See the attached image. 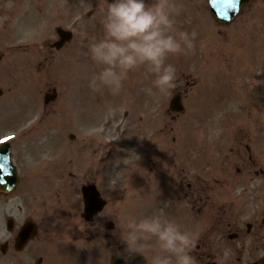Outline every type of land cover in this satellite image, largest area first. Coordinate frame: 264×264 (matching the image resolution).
I'll use <instances>...</instances> for the list:
<instances>
[{"label":"rangeland","instance_id":"1","mask_svg":"<svg viewBox=\"0 0 264 264\" xmlns=\"http://www.w3.org/2000/svg\"><path fill=\"white\" fill-rule=\"evenodd\" d=\"M101 2L95 17L82 21L77 40L67 50L43 61L40 73L7 75L0 71V89L3 91L0 97V143L17 136V149L26 139L33 150L34 145L44 144L46 147L43 145L40 153L44 157L49 155L52 159L49 165L56 166L50 171L49 182L41 185L37 181L31 187H19L20 193H28L27 214L31 209H37L40 215L33 219L38 220L41 229L49 232L47 246L39 245L48 260L46 264H66L69 257V264H103L104 257L108 259L111 240L123 242L117 219L152 215V207L156 205L145 197V187L131 182L130 176L128 184L125 180L124 170L131 169L132 157L125 160V167L116 159L105 161L111 147L110 138L103 129L109 125L113 128L111 123L120 121L124 111L129 127V147L136 143L134 140L144 121H154L159 127H165V132L175 126L172 133L178 138L174 146L178 154L186 152L184 137L192 133L195 166H202L207 157L217 155L218 144L214 141L217 137H225L240 126L243 131L251 129L253 149L264 148V0H254L251 7L228 25H219L212 17L211 20L206 0H175L181 9L176 17L177 27L194 36L196 50L169 58L179 77V87L169 96L159 94L153 87L154 77L143 78L138 73L130 76L119 94H112L107 89L98 92L89 87L97 68L86 53L93 37L102 35L100 9L106 4ZM91 9L89 0H82V16ZM49 36L50 33L47 38ZM52 90H56L58 96L54 102L45 105L44 98L52 94ZM177 93L182 95L185 112L173 122L169 107ZM14 129L17 132L13 136L11 130ZM70 135L75 138L70 139ZM113 162L114 165L118 163L115 169L119 172L114 173L112 185L107 186L104 181L99 185L107 206L92 224L86 223L80 216L83 205H77L81 195L80 180L85 172L79 178L77 171L83 164L89 169L92 164L99 168L103 163L101 168L107 170ZM261 163L251 169L253 176L255 169H264V160ZM239 167L243 170L237 176L247 190L264 184L263 179L251 181L248 170ZM137 178L138 174L134 176ZM242 185L237 189L242 191ZM9 201L0 202L2 240L8 238L5 235L6 219L13 208ZM203 222L204 215L195 218L194 229L197 230V225L200 228ZM109 223L114 225L112 231L107 230ZM82 243L90 245H78ZM263 252L264 249L258 257ZM0 264H14V261L1 259Z\"/></svg>","mask_w":264,"mask_h":264},{"label":"flooded vegetation","instance_id":"2","mask_svg":"<svg viewBox=\"0 0 264 264\" xmlns=\"http://www.w3.org/2000/svg\"><path fill=\"white\" fill-rule=\"evenodd\" d=\"M99 1L103 4L105 0H89L92 9L82 16V0H0V71L7 75L40 73L43 61L67 50L77 40L82 21L95 17V12L100 7ZM63 30L73 34L66 45L60 42L66 39L61 38L65 36ZM49 33L50 38H47ZM62 45L63 48L57 50ZM0 93L1 97V89ZM177 118L178 116H171L173 121ZM111 125L113 128L109 125L103 129L110 138L111 147L105 161L113 160L115 152L118 153L117 162L120 164L121 161L125 167V160L132 157L131 169L124 170L125 180L127 182L130 176L131 182L136 181L145 187V197L156 205L152 207L154 215L173 219L185 231H195L194 219L204 215V222L199 228L202 232L192 251L198 264H257L261 260L263 255L258 257L257 254L264 249V184L247 190L242 179L238 178L240 176H237L242 173L243 169L239 167L241 165L248 170L251 181L264 180V169H255L254 176L251 172L258 162L262 161L263 164L264 160V148L253 149L251 129L243 131L240 126L237 127L238 131L225 137H217V155L207 157L202 166H195L192 156L193 135L190 132L184 137L186 152L178 154L174 148L178 138L172 133L175 126L165 132L154 121H144L134 140L136 143L129 147V127L125 123V111L122 119L116 123L113 121ZM16 132V129L11 130L13 136ZM17 139V136L13 137L9 143L10 158L18 184L11 194H0V202L10 199L9 203L13 205L9 217H4L7 218L5 235L8 238L2 240L0 237V258H9L14 264H46L48 260L41 253L39 245L47 246L49 232L41 229L38 220L33 219V216L36 218V215H40L37 209H31V213L27 214L28 193H20L19 187H31L37 181L41 185L49 182L50 171L56 166L49 165V155L44 157L40 153V149L46 145H34L33 150L28 147L26 139L18 145L21 148L17 149ZM102 166L97 168L92 164L87 169L83 164L76 175L80 178L81 173L85 172L80 180V193L83 186L95 185L101 192V198L106 201L99 185L104 181L107 186H111L114 170L112 166L103 170ZM137 174L138 178L134 179ZM2 181L6 183L8 179ZM240 185L244 187L242 191L237 189ZM128 190L126 187L125 191ZM77 205H83L81 195ZM205 210L208 212H204ZM80 216L82 217L81 213ZM29 222L35 224L37 234L20 251L16 247V241ZM111 241L108 259L104 257L101 260L103 264H111L115 256L125 260L130 255L124 242L118 243L115 238ZM70 261L69 257L66 264ZM145 264H148L146 257Z\"/></svg>","mask_w":264,"mask_h":264},{"label":"clouds","instance_id":"3","mask_svg":"<svg viewBox=\"0 0 264 264\" xmlns=\"http://www.w3.org/2000/svg\"><path fill=\"white\" fill-rule=\"evenodd\" d=\"M175 0H106L100 9L102 35L93 37L86 55L96 66L89 87L119 94L132 74L154 77L153 87L169 96L179 87L177 68L170 57L194 53V36L180 30ZM129 253H139L148 264H198L192 255L199 226L185 231L173 219L159 215L117 219ZM150 255V258H149Z\"/></svg>","mask_w":264,"mask_h":264},{"label":"water","instance_id":"4","mask_svg":"<svg viewBox=\"0 0 264 264\" xmlns=\"http://www.w3.org/2000/svg\"><path fill=\"white\" fill-rule=\"evenodd\" d=\"M210 5V12L212 15L221 23H227L236 18L240 13L243 6L248 5L252 0H208ZM49 99H47L48 101ZM171 109L174 112L182 111V104L180 102L179 96L175 97L171 103ZM7 156H6V155ZM0 165L3 167L0 168V179H8V183H12L11 186L16 185V181L13 182L9 179L13 178L7 170L10 169L9 155L7 152L0 151ZM8 177V178H7ZM15 179V176H14ZM0 188H2L0 186ZM10 188V187H8ZM3 189V188H2ZM4 190V189H3ZM83 196L85 199V210L87 219L90 218L93 214L100 211L103 208V203L99 201V194L95 188L89 187L83 189ZM28 236V233H27ZM264 263V262H263Z\"/></svg>","mask_w":264,"mask_h":264},{"label":"snow or ice","instance_id":"5","mask_svg":"<svg viewBox=\"0 0 264 264\" xmlns=\"http://www.w3.org/2000/svg\"><path fill=\"white\" fill-rule=\"evenodd\" d=\"M3 166L2 165H0V168H2Z\"/></svg>","mask_w":264,"mask_h":264}]
</instances>
